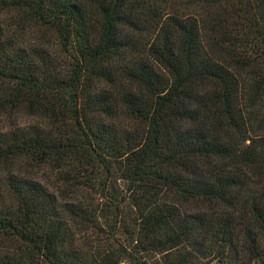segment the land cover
I'll return each instance as SVG.
<instances>
[{"label":"trees","instance_id":"16d2710c","mask_svg":"<svg viewBox=\"0 0 264 264\" xmlns=\"http://www.w3.org/2000/svg\"><path fill=\"white\" fill-rule=\"evenodd\" d=\"M264 264V0H0V264Z\"/></svg>","mask_w":264,"mask_h":264},{"label":"rangeland","instance_id":"374dc122","mask_svg":"<svg viewBox=\"0 0 264 264\" xmlns=\"http://www.w3.org/2000/svg\"><path fill=\"white\" fill-rule=\"evenodd\" d=\"M122 264H128V263H122ZM212 264H220V263L216 260Z\"/></svg>","mask_w":264,"mask_h":264}]
</instances>
